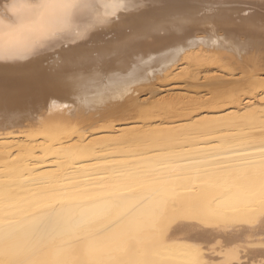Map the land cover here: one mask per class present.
<instances>
[{
    "label": "bare ground",
    "instance_id": "obj_1",
    "mask_svg": "<svg viewBox=\"0 0 264 264\" xmlns=\"http://www.w3.org/2000/svg\"><path fill=\"white\" fill-rule=\"evenodd\" d=\"M109 2L0 0V264H264V0Z\"/></svg>",
    "mask_w": 264,
    "mask_h": 264
},
{
    "label": "snow or ice",
    "instance_id": "obj_2",
    "mask_svg": "<svg viewBox=\"0 0 264 264\" xmlns=\"http://www.w3.org/2000/svg\"><path fill=\"white\" fill-rule=\"evenodd\" d=\"M50 0H41V5L49 3ZM61 2L66 3L68 6H72L74 3H87V0H61ZM135 0H110L109 3H107L106 7H112L115 6L119 8L121 11H129L130 7ZM111 15H114L115 13H110Z\"/></svg>",
    "mask_w": 264,
    "mask_h": 264
}]
</instances>
